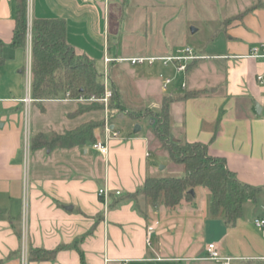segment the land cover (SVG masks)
<instances>
[{
    "label": "crops",
    "instance_id": "crops-1",
    "mask_svg": "<svg viewBox=\"0 0 264 264\" xmlns=\"http://www.w3.org/2000/svg\"><path fill=\"white\" fill-rule=\"evenodd\" d=\"M206 2L204 9L215 27L206 43L208 53L206 45L184 44L169 49L160 46V54L144 47L148 52L140 55L141 49L126 46L118 33L113 42L109 37L110 0H27V17L63 19L67 42L77 54L92 59L96 68L99 63L103 74L104 55L113 59L164 56L191 46L205 56L186 70L184 88L178 75L167 92L162 90L159 75L173 76L172 67L160 64L161 68L150 71L153 65L110 63H116L123 75L124 94L136 95L154 112L160 111L165 95L201 90L194 97L169 104L170 138L204 144L209 155L224 158L240 182L263 189L264 87L257 75L264 71V59L248 55L253 47L264 44V0ZM13 17L14 0H0V264H22L24 251L26 264H80L78 252L66 247L75 241L84 264H222L205 259V245L210 242L217 243L221 256L242 258L231 264H251L248 259L264 255V236L253 224L263 212V197L256 204L246 200L233 226L210 216L209 191L204 187H195L193 198L183 199L175 207L154 204L145 217L133 201L104 208L97 194L103 186L114 197L116 191L120 195L134 192L149 174L182 173V165L167 153L172 170L167 163L162 169L153 163L150 149L165 159L164 149L157 138L153 142L141 136V129L132 133L139 124L135 121L125 135L107 140L106 157L90 142L70 148L28 147L26 164V136L63 133L88 121H103L105 112L94 110L71 117L68 114L78 102L86 101H23L30 95L27 67L31 58L27 45L10 46ZM218 35L222 37L215 43ZM204 63L220 78L198 80L195 72ZM154 78L158 80L156 90ZM255 103L261 108L259 114ZM102 128L94 129L95 142L103 140ZM150 226L148 246L145 237ZM60 246L63 248L52 259L28 258L30 249L51 251Z\"/></svg>",
    "mask_w": 264,
    "mask_h": 264
},
{
    "label": "trees",
    "instance_id": "trees-1",
    "mask_svg": "<svg viewBox=\"0 0 264 264\" xmlns=\"http://www.w3.org/2000/svg\"><path fill=\"white\" fill-rule=\"evenodd\" d=\"M241 16V15H240ZM14 27L10 46H26L27 0H14ZM228 19L225 23H228ZM65 21L61 18L31 19L30 45V96L34 101L93 98V101L78 102L76 109L68 116L103 110L101 99L105 92L102 78H99L92 59L85 54H77L65 37ZM198 60H194L188 67ZM110 96L107 108L110 120L126 115L136 123L149 119L153 132L167 152L169 158L182 165V173L164 175L149 174L142 185L132 193L114 194L108 197L107 208H113L124 201H133L134 207L146 216L149 207L158 204L164 207H175L181 200H191V190L204 187L209 191V214L222 219L226 226H233L242 215L246 200L258 203L263 197L261 187L240 182L226 167L224 158L208 154L206 146L200 142L176 141L170 138L171 120L168 107L171 102L181 101L200 94L202 91H183L165 95L161 109L154 112L136 95H126L121 84L123 75L116 63L107 68ZM103 126V121H88L72 130L63 133L36 134L29 139V148L53 147L70 148L86 142L94 143V129ZM133 135L132 133H130ZM138 134V133H136ZM134 134V135H136ZM75 249L84 264V255L78 241L66 246ZM62 246L46 251L30 249L28 258L34 261L52 259Z\"/></svg>",
    "mask_w": 264,
    "mask_h": 264
},
{
    "label": "rangeland",
    "instance_id": "rangeland-1",
    "mask_svg": "<svg viewBox=\"0 0 264 264\" xmlns=\"http://www.w3.org/2000/svg\"><path fill=\"white\" fill-rule=\"evenodd\" d=\"M205 4H207L206 0H126L123 3L110 0L109 37L115 42L114 38L118 33L126 46L140 48V52H142L140 55L148 52L143 51L145 48L156 52L155 54H160L158 53L160 46L169 49L184 44H196L200 48L206 45L205 52L208 53L210 47L206 43L213 34L215 27L209 22L208 14L204 9ZM119 12L122 15H118ZM221 37L218 35L214 42L219 43ZM123 42L121 41V45ZM160 64V62H156L150 71L161 68ZM96 66L101 79L102 68L97 62ZM143 66H147V64H143ZM195 73L196 78L201 82L214 81L220 78L216 72L209 69L206 63ZM152 86L154 90L158 89V80L155 78ZM99 114L97 112V115ZM108 114L110 115L109 112ZM132 121L126 115L123 119H113L111 124L115 125L114 130L119 133L118 137H122L132 128L130 127ZM139 125L141 126L139 132L141 136L149 138L150 141H156L149 119L142 121ZM151 149V158L155 165L159 167L167 163L171 170L174 168L165 150H163L166 155L164 159V156H157L156 152ZM98 177L100 180L101 175Z\"/></svg>",
    "mask_w": 264,
    "mask_h": 264
},
{
    "label": "built area",
    "instance_id": "built-area-1",
    "mask_svg": "<svg viewBox=\"0 0 264 264\" xmlns=\"http://www.w3.org/2000/svg\"><path fill=\"white\" fill-rule=\"evenodd\" d=\"M26 45L28 53L30 52V45H31V20L27 17V29H26ZM262 52H261V50ZM248 57L251 58H262L264 59V44L260 45L259 47H253L251 49V52L249 53ZM206 58L205 56L197 53L191 46H184L182 48H179L175 53L164 55V56H136V57H128V58H120V59H113L110 58L107 55H104L103 57V63H104V87L105 92L101 99L98 101L101 102L104 106V112L105 116L103 119V140H99L93 143L92 147L93 149L97 150L102 157H106L107 155V140L112 138L118 137V132L114 130L113 125L111 124L110 115L108 114V108H107V100L110 96V90L107 88L108 78H107V68L108 64L114 60H121L126 61L130 63L131 65H143L147 64L149 66L154 65L156 62H160L163 67H172L174 71L173 76H165L163 74H160L159 77L162 79V90L164 92H167L169 87L173 84L175 77L181 76L182 80L180 82V86L182 88L185 87V74L187 70L188 63L194 61V60H200ZM27 73L28 76L31 74L30 67L28 64L27 67ZM258 82L264 87V71L257 75ZM77 100L79 101H93V98L84 99L79 97ZM23 101L26 104H29L33 101L31 96L28 94ZM28 147H29V138L28 136L25 137V143H24V161L27 164V153H28ZM24 163V164H25ZM25 164V165H26ZM25 172H26V166H25ZM116 194H119V191L115 192ZM98 196L102 197L104 208H107V202L109 197V191L106 186H103L98 189L97 191ZM263 198H264V187H263ZM253 224L255 227L260 229L262 231V234L264 236V206H263V212L260 216L255 217L253 219ZM152 227L147 228L145 242L149 246L151 244V233H152ZM205 252L206 256L205 259L208 260H214L221 262L222 264H231L232 261L242 259V258H234L229 256H221L218 246L216 242H210L205 245ZM251 261V264H264V255L257 256V257H251L248 259ZM22 264H26V252L24 251L22 253ZM122 264H127L126 261H124Z\"/></svg>",
    "mask_w": 264,
    "mask_h": 264
},
{
    "label": "water",
    "instance_id": "water-1",
    "mask_svg": "<svg viewBox=\"0 0 264 264\" xmlns=\"http://www.w3.org/2000/svg\"><path fill=\"white\" fill-rule=\"evenodd\" d=\"M255 107H256V111H257V113L259 114L260 111H261L260 106H259L257 103H255ZM140 129H141L140 125H139V124H135L134 127H133V130H132V133H138V132L140 131ZM162 168H163V167H162V165H161V166L159 167V169H162ZM190 192H191V194L193 193L192 190H191Z\"/></svg>",
    "mask_w": 264,
    "mask_h": 264
}]
</instances>
